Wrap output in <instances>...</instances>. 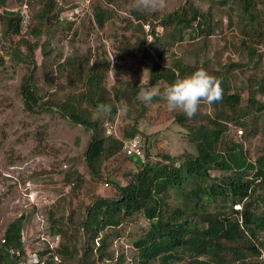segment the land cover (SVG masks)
Wrapping results in <instances>:
<instances>
[{"label": "rangeland", "instance_id": "374dc122", "mask_svg": "<svg viewBox=\"0 0 264 264\" xmlns=\"http://www.w3.org/2000/svg\"><path fill=\"white\" fill-rule=\"evenodd\" d=\"M188 1L163 0V6L155 11H136L144 17L139 20L143 25L151 22L155 25L154 30L163 35L160 37L162 41L171 26L161 25L160 20L165 14L186 6ZM194 1L203 11L208 9L209 0ZM73 2L77 3L75 6L79 8V13L75 14L77 18L71 24L65 16L75 7ZM56 3L58 6H69H64V12L58 17L40 24L36 18L42 6L40 0H7L5 7L24 14L27 21L21 23L17 33L7 34H4L5 28L0 22V57L4 61L0 63V244L8 224L24 215L23 250L16 254L25 264H36L41 255L42 262L39 264L51 256L55 263L61 264H83L84 257L90 259V254H85L86 234L81 227L86 207L99 196L118 198L120 192L114 187L112 179L123 186L140 168L137 162L126 158L120 150L113 156L100 158L97 164L99 177L91 174L85 151L92 131L61 116L58 110V104L66 98L67 93L81 90L83 79L76 80L69 68L60 72L56 64L73 55L81 62L82 71L86 72L91 68L103 69L102 64L107 62L105 84L111 90L116 86L117 90H121L128 81H140V90L158 89L161 95L157 97H162L167 87V83L161 79L154 84L150 82L147 61L140 47L146 46L155 55L161 42H153L152 37L144 36L136 26L138 20L130 12L133 0H89L87 8L83 5L84 0H56ZM96 4L110 5L115 13L103 27H98L94 21ZM215 9L217 6L212 8V13L214 21L218 22L213 33L207 37L191 38L190 34L194 33L186 29L182 42L165 46L167 54L160 64L171 65L176 55V59L197 64V69L203 68L213 75L220 69L227 70V65L231 63L226 72L227 80L233 88L245 85L241 89L242 103L245 104L248 76L255 69L249 67L251 63H247L244 47L237 50L232 46L241 39L240 33L228 27L227 14ZM255 11L261 15L259 21L263 29L260 39L255 42V48L262 58V64L256 70L260 76L264 73V0H256ZM232 19L234 21L235 16ZM35 27L40 29V33L32 31ZM12 51L20 53L15 55ZM23 54L31 57V63L24 61ZM30 73L39 91L44 92H39L43 99L54 102L52 108L56 111L37 107L32 112L25 108L21 83L23 77ZM257 98L264 100L260 93H257ZM121 102L126 104V109L122 110ZM121 102L117 104V113L112 120H107V115H98L95 110L90 112H94V117H100V122L104 121L105 135H108L106 124L109 123L113 126L110 135L123 143L128 133L135 129L143 146L148 148L146 152L150 161H162L164 155H170L179 164L183 155L195 153V144L191 139L193 129L190 126L196 120L198 123L207 120L204 111L208 116L213 114L212 108L200 104L196 117L184 118L183 122H179L176 117L181 111H170L163 98L158 100L154 97L150 103H144L137 97L131 102ZM252 114L253 121H249V116L245 117L248 121L245 128L230 124L224 143L218 146L220 152L227 151L232 142L241 143L245 156L251 161L264 152V112ZM147 158L145 154L144 159ZM72 169L82 176L78 184L72 180L66 181ZM209 173L211 178L208 183H211L217 181L215 179L221 177L224 171L212 167ZM106 181L108 186H105ZM186 188L189 189L188 186ZM254 198L257 199L256 195ZM166 200L172 207L181 202L175 190H169ZM213 208L214 205L210 204L209 209ZM233 208L241 209L242 205L235 204ZM253 209L256 211L257 207ZM149 223L143 212H139L123 218L118 226L101 230L96 240L103 237L106 251L112 258L102 259L96 264H137L139 248L135 242L143 237ZM196 226L204 227L205 223ZM63 230L67 231L68 239ZM68 243L75 244L78 249L72 258L62 257L58 252L59 246ZM263 259L264 253L258 257V262ZM148 264L163 263L153 259ZM170 264L194 263L189 261L188 254H184Z\"/></svg>", "mask_w": 264, "mask_h": 264}, {"label": "trees", "instance_id": "16d2710c", "mask_svg": "<svg viewBox=\"0 0 264 264\" xmlns=\"http://www.w3.org/2000/svg\"><path fill=\"white\" fill-rule=\"evenodd\" d=\"M6 2L7 0H0V22L5 28L4 34L17 33L22 14L5 7ZM40 4L42 6L36 15L40 24L58 17L64 12V6H69L64 4L58 6L56 0H40ZM76 4L73 2L72 5ZM214 6H217L216 11L227 14L228 27L240 33L241 39L236 44L232 43V46L237 50L244 47L247 63L250 62L249 67L255 71L252 69L251 75L248 76L245 104L242 103L241 96V89L245 88V85L233 88L227 80L226 72L231 63L227 65V70L220 69L212 75L221 82L222 99L211 106L201 102L202 106L212 108L213 114L208 116L204 111L207 122L198 123L196 120L195 124H191L190 128L193 129L191 139L195 144V153L183 155L179 164H176L177 160L170 155H164L162 161H150L146 152L148 148L145 146L143 149L148 157L146 160L141 162L127 156L123 151V142L111 135H105L104 121L100 122V117L96 118L93 115L98 104H111L113 107L111 113L107 115V120H112L117 113L118 103L122 100L131 102L136 99L141 86L140 81L135 83L128 81L121 90H117V86L111 90L105 84L104 70L108 66L107 62L102 64L103 69L91 68L86 72L82 71L81 62L73 55L56 64L60 72L69 68L76 80L83 79L81 90L67 93L66 98L58 104V110L61 116L92 131L85 151V160L91 174L99 177L100 169L97 164L100 163V158L113 156L120 150L126 158L137 162L140 167L123 186L112 179L114 187L120 192L118 198L99 196L86 207L81 227L86 234L85 254H90L91 257L88 260L84 257L83 264H96L102 259L112 258L106 251L103 237L99 241L96 240L100 231L118 226L123 218L139 212H143L150 223L143 237L135 242L139 248L137 264H148L153 259L170 264L181 259L184 254H188L189 261L194 264H264V259L258 262V257L264 253V152L251 161L245 156L241 143L232 142L233 145L224 152L218 150V146L224 143L230 124L245 128L248 122L245 117L249 116V121H253V112H264V100L257 98V93L264 96V73L258 76L259 72L256 71L262 64V58L255 48V42L263 33L259 21L261 15L255 11L256 0H209L206 11H203L196 1L190 0L186 6L165 14L160 20L161 25L171 26V30L164 36L165 41L164 37L162 41L160 40L163 35L160 36L157 29L154 30L155 25L152 22L149 23L151 29L149 24L146 28V25L139 21L144 17L136 10L130 12L138 20L135 22L136 26L144 36L152 37L153 42H161V47L157 49L155 55L146 46L140 47L147 61L150 82L154 84L161 79L168 86L178 76L182 78L193 73L198 65L176 59V55L171 65H161L160 60L167 54L165 46L182 42L186 29H191L194 33L190 34L191 38L207 37L212 34L218 22L214 21L212 13ZM93 16L98 27H103L115 13L110 5L96 4ZM233 16L236 18L234 21ZM32 31L35 34L40 33L38 27L32 28ZM141 41L144 43V38ZM12 52L15 55L20 53ZM23 56L26 63H31L30 56L26 54ZM3 62L0 57V63ZM21 89L27 110L35 112L38 107L56 111L52 108L54 102L49 103L43 99L41 94L44 92L39 91L40 88L34 83L31 73L23 77ZM184 118L189 117L183 112L176 117L179 122H183ZM135 134H138L137 131L132 129L128 133V138ZM212 167L222 169L224 174L215 179L217 181L208 183ZM72 170L73 175L69 174L66 181L72 180L78 184L82 176L75 169ZM169 190H175L180 195L181 202L175 207L169 205L166 200ZM210 204L214 205L213 209H209ZM235 204H241L242 208H233ZM254 206L257 207L256 211L253 209ZM23 220L24 215H20L6 227L0 244V264H25L16 254L23 250ZM201 222L205 223L204 227L196 226ZM63 232L68 239L67 231ZM96 242L98 244L94 247ZM76 251L78 249L75 244L68 243L58 247L60 255L66 258H72ZM40 258L42 255L37 258L36 264L42 262ZM42 264L61 263H55L51 256L46 257Z\"/></svg>", "mask_w": 264, "mask_h": 264}, {"label": "clouds", "instance_id": "9594fccd", "mask_svg": "<svg viewBox=\"0 0 264 264\" xmlns=\"http://www.w3.org/2000/svg\"><path fill=\"white\" fill-rule=\"evenodd\" d=\"M161 6H163V0H133L132 10L152 12ZM222 94L220 80L200 68L182 78L178 76L164 89L162 98L170 111L179 109L191 118L196 114L202 101L211 106L222 99ZM159 95L161 93L158 89H141L137 99L150 103ZM112 107L111 104L101 103L96 106V112L98 115L106 116L111 113ZM121 108L126 109V104L121 102Z\"/></svg>", "mask_w": 264, "mask_h": 264}, {"label": "built area", "instance_id": "2783aa9c", "mask_svg": "<svg viewBox=\"0 0 264 264\" xmlns=\"http://www.w3.org/2000/svg\"><path fill=\"white\" fill-rule=\"evenodd\" d=\"M88 3H89V0H84L83 5L85 6V8L88 7L87 6ZM0 13H1V6H0ZM78 13H79V8L77 6H75L68 13H66L65 19L70 21V22H73L77 18L75 14H78ZM26 21H27V18H25L24 14H22L21 23L26 22ZM112 129H113V126L111 124L107 123L106 124V130H107L108 135H110L112 133ZM123 151L127 156L142 162L144 160L145 153H144L143 144L141 142L140 135L135 134V135L125 139L124 143H123ZM108 185H109V183L106 181L105 186H108Z\"/></svg>", "mask_w": 264, "mask_h": 264}]
</instances>
